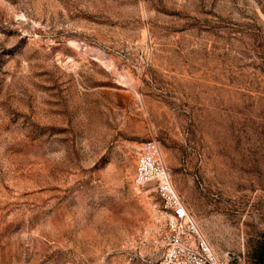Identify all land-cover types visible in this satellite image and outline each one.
I'll return each mask as SVG.
<instances>
[{
    "label": "rangeland",
    "instance_id": "rangeland-1",
    "mask_svg": "<svg viewBox=\"0 0 264 264\" xmlns=\"http://www.w3.org/2000/svg\"><path fill=\"white\" fill-rule=\"evenodd\" d=\"M155 139L216 255L264 264V0H0V264H141Z\"/></svg>",
    "mask_w": 264,
    "mask_h": 264
},
{
    "label": "built area",
    "instance_id": "built-area-1",
    "mask_svg": "<svg viewBox=\"0 0 264 264\" xmlns=\"http://www.w3.org/2000/svg\"><path fill=\"white\" fill-rule=\"evenodd\" d=\"M134 180L140 185L149 184L168 211L169 230L163 254L141 264H228L213 251L173 185L155 139L141 142Z\"/></svg>",
    "mask_w": 264,
    "mask_h": 264
},
{
    "label": "trees",
    "instance_id": "trees-1",
    "mask_svg": "<svg viewBox=\"0 0 264 264\" xmlns=\"http://www.w3.org/2000/svg\"><path fill=\"white\" fill-rule=\"evenodd\" d=\"M262 261H263V254H262V257H261Z\"/></svg>",
    "mask_w": 264,
    "mask_h": 264
},
{
    "label": "water",
    "instance_id": "water-1",
    "mask_svg": "<svg viewBox=\"0 0 264 264\" xmlns=\"http://www.w3.org/2000/svg\"><path fill=\"white\" fill-rule=\"evenodd\" d=\"M263 262H264V255H263Z\"/></svg>",
    "mask_w": 264,
    "mask_h": 264
},
{
    "label": "flooded vegetation",
    "instance_id": "flooded-vegetation-1",
    "mask_svg": "<svg viewBox=\"0 0 264 264\" xmlns=\"http://www.w3.org/2000/svg\"><path fill=\"white\" fill-rule=\"evenodd\" d=\"M263 255H264V253H263Z\"/></svg>",
    "mask_w": 264,
    "mask_h": 264
}]
</instances>
